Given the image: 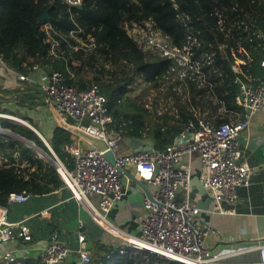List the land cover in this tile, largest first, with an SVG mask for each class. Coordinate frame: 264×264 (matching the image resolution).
I'll return each instance as SVG.
<instances>
[{
  "label": "built area",
  "instance_id": "1",
  "mask_svg": "<svg viewBox=\"0 0 264 264\" xmlns=\"http://www.w3.org/2000/svg\"><path fill=\"white\" fill-rule=\"evenodd\" d=\"M63 1L72 7L80 6L83 0ZM149 23L145 26L134 24L128 31L145 50L158 51L163 57L172 60L173 64L165 75L166 82L160 87L152 84L145 94L139 88V102L144 105L150 117H161L165 113L174 115L177 113L175 100L166 97L169 83L174 84L178 79L197 81L199 87L206 91L197 96V103L191 107V117L174 142L164 149L138 148L126 153L120 144L121 130L113 127L114 119L107 105V97L100 92L97 84L80 90L67 84L68 78L61 70L49 72L40 68L42 73L38 83L46 103L65 121L104 140L107 150H111L115 156L113 164L106 158L104 150L95 146L84 150L76 143H68L64 146V151L72 158L73 167L70 168L55 155L58 170L63 181L74 189L75 197L86 203L90 214L112 232L116 227L108 215L115 202L125 195L124 171L131 167L138 180L154 188L152 199L148 196L145 199L144 206L148 214L142 222L140 236L124 233L123 240L115 249L120 255L128 256L131 264H210L215 257L206 245L210 229L200 221L202 209L190 195L193 158H199V179L202 187L215 201L214 209L220 213L231 212L232 210L222 207V201L236 203L239 200L238 187L248 185L253 174V169L241 161L242 151L238 137L249 127L252 115L264 110V76L254 82L253 77L240 68L246 61L238 59L236 53L232 52L235 58L232 70L236 73L233 84L237 87L234 102L241 111L232 110L228 108L225 99L219 96L215 82L209 79L204 69L205 63L211 65V70L217 71L212 54L204 53L195 58V41L191 37H188L182 48H178L170 38L155 28L158 38L155 43L148 41L150 27L153 28L152 24L149 27ZM42 31L46 35V42L50 43L49 55L61 58L65 48L69 49L76 67L75 51L91 53L100 46L94 28L88 32L79 26L64 34L49 20H45ZM142 38L144 39L141 41ZM239 52L246 53L244 49ZM99 57L101 60L102 56ZM0 61L3 62L2 56ZM260 65L264 68V56ZM106 67L109 68L110 65L106 64ZM37 68L39 67L35 65L32 69ZM99 69L100 65L96 64L91 77ZM69 73L72 77L73 72ZM17 76L20 81L35 82L32 74L19 72ZM176 88L179 91L181 89ZM186 97H181L183 102ZM0 116L10 118L1 113ZM122 125L127 124L124 122ZM37 195L27 190L13 192L5 204L0 203V259L4 264H25L12 252L2 251L4 245L17 239L25 242L33 239L24 221L9 220L7 204L26 202ZM92 196L98 198L97 205L92 202ZM41 214L48 215V209L42 210ZM83 227L84 223L80 219L77 236L81 246L76 251L79 259L73 264L92 262L90 253L84 247L86 235L82 231ZM257 248L264 263V243H259ZM71 251L55 234L40 253L39 262L62 264ZM106 257L113 260L111 253H106Z\"/></svg>",
  "mask_w": 264,
  "mask_h": 264
},
{
  "label": "trees",
  "instance_id": "2",
  "mask_svg": "<svg viewBox=\"0 0 264 264\" xmlns=\"http://www.w3.org/2000/svg\"><path fill=\"white\" fill-rule=\"evenodd\" d=\"M44 11L49 12L47 20L64 34L79 26L88 32L96 30L100 46L91 53L74 52L88 70L100 65L96 75L89 77L88 70L81 73L80 68L74 66L69 49L65 48L61 58L49 55L50 43L46 42L42 31L43 21L39 20ZM148 22L178 48L191 37L195 41V58L204 53L212 54L217 71L204 63L209 79L215 82V89L228 108L241 111L234 102L237 87L233 84L236 73L232 70L235 61L232 52L246 61L240 65L244 73L251 77L264 76V68L260 65L264 56V0H83L81 7H70L63 0H0V56L19 72L29 73L35 64L49 72L61 70L68 78L67 84L80 90L97 84L107 97L114 119L112 125L121 130V137L143 138L147 134L154 148L161 150L174 142L191 117V107L197 103V96L206 90L190 79L169 83L166 97L174 98L177 113L150 117L139 102V88L145 94L152 84L160 87L173 62L158 51L145 50L130 35L128 30L134 24L145 26ZM241 49L246 53H240ZM176 87H180V91ZM37 89L35 86L33 92L37 93ZM182 96H187L184 102ZM29 97L36 100L39 95L30 94ZM0 100H6L4 93H0ZM4 110L0 113L22 117L17 111ZM124 122L126 126L122 125ZM0 125L34 142L46 153V157H40L22 140L0 134V203L5 204L13 192L27 190L42 195L64 183L61 173L48 158L55 159V154L73 167L72 158L64 151V146L72 143L73 132L56 125L49 141L50 150L28 126L3 116ZM106 253H111L113 260L107 258ZM3 262L0 259V264ZM131 263L128 256L107 249L90 264Z\"/></svg>",
  "mask_w": 264,
  "mask_h": 264
},
{
  "label": "crops",
  "instance_id": "3",
  "mask_svg": "<svg viewBox=\"0 0 264 264\" xmlns=\"http://www.w3.org/2000/svg\"><path fill=\"white\" fill-rule=\"evenodd\" d=\"M35 65L39 68L31 69L29 72L30 75L35 76V82L27 83L18 79L19 70L12 63L5 60L0 61V90H4L0 93H4L6 98V100H0V111L4 109L17 111L22 117L9 116L16 117V119H20L19 121L25 117L29 118L30 112L27 114L29 110H26L28 107L22 110L18 103L30 105V100L33 101V99H30L29 95L38 94V98L46 105L45 107L37 106L40 108L38 119H48V114L51 116V122L43 121V123L52 125L47 133L44 132L47 135V142L52 139L53 131L58 123L54 111L46 103L38 83L42 73L40 68L43 70L45 68L38 64ZM259 78L253 77V81L257 82ZM35 86L38 88L37 93L33 92ZM31 87L33 88L31 89ZM22 122L24 121L22 120ZM145 137L146 139H143ZM145 137L137 138L136 144L132 146L129 144L131 139H134L133 137H121L120 144L123 152H131L138 148H154L152 139L149 136ZM238 140L242 151L241 161L253 169V174L248 185L238 187L239 200L236 203L222 201V207L232 210L231 212L220 213L214 209L215 201L202 187L199 179V158L197 156L193 158V181L190 195L202 209L199 216L200 221L210 229V233L206 237V245L215 256L210 264H264L257 248L259 243H264V110L252 115L249 127L239 135ZM72 143L80 145L84 150L93 146L79 135L73 137ZM39 156L43 157L44 155L40 153ZM49 160L51 161V159ZM53 164L58 170V166ZM127 172L128 175L125 174L123 180L126 189L125 195L115 202L108 215L116 227L114 232L105 228L90 214L87 209L88 205L76 198L74 189L64 181L60 187L49 193L30 197L26 202L7 204L9 220L24 221L28 225L33 239L30 242L17 239L4 245L2 251L12 252L18 260L25 264H40V253L57 234L58 240L68 245L72 250L67 260L62 264H73L79 259V253L76 251L81 246L77 236L80 219L84 223L82 231L86 235L84 247L90 253L93 261L103 256L107 249L115 250L119 242L123 240L124 233L139 237L142 222L148 214L144 206L147 195L131 179L134 176V170L130 167ZM148 188L152 194L154 188L152 186H148ZM91 199L94 205H97L98 198L92 196ZM44 209H48V215L41 214Z\"/></svg>",
  "mask_w": 264,
  "mask_h": 264
},
{
  "label": "water",
  "instance_id": "4",
  "mask_svg": "<svg viewBox=\"0 0 264 264\" xmlns=\"http://www.w3.org/2000/svg\"><path fill=\"white\" fill-rule=\"evenodd\" d=\"M79 7H81V5H80ZM49 18H50L49 12H48V11H44V12L40 15L39 20H40V21H45V20H47V19H49ZM49 106L51 107V105H49ZM51 109H52V111H54L52 107H51ZM54 115H55L56 120H57V123H58V125H59L60 127L64 128V129H68L69 131L75 133L76 135H79L80 137L86 139L88 142H90L93 146L97 147L98 149L106 151V153H105L106 158H107L111 163H113V164L115 163V156H114V153H113L111 150H107V144H106V142H105L104 140L99 139V138H97V137H94V136H92V135L86 133L84 130H82V129L78 128V127L73 126V125L70 124L69 122H67V121H65L64 119H62V118H61V117H60L55 111H54ZM9 119H12V120H14V121H18V122H21V123L24 124V122L19 121V120L15 119V118H11V117H10ZM24 125H25V124H24ZM26 126H28V125H26ZM35 131H36V130H35ZM36 132H37V131H36ZM0 133H3V134L8 135V136H10V137H14V138H16V139L22 140V141L25 142L27 145H29V146L32 145L33 147H36V150H38V151L41 153V155H46V153H45L43 150H41L38 146H36V144H35L34 142L29 141V140H26L25 138H23V137H22L21 135H19V134L13 133V132L8 131V130H5L4 128H2L1 125H0ZM43 140L45 141L44 138H43ZM45 142H46V141H45ZM46 145H47V146L49 147V149L51 150L50 144H48V143L46 142ZM49 159H51V161L57 165V161H56V159L51 158V157H50ZM124 173L128 175V172H127V171H124ZM131 176H132V175H131ZM131 179H132L133 181H135V182H136V183H137V184H138V185H139V186H140V187L146 192V195H147L150 199H152V195L150 194V192H149V188H148V186H147L146 183H144V182L138 180V179H137L136 177H134V176H132Z\"/></svg>",
  "mask_w": 264,
  "mask_h": 264
},
{
  "label": "rangeland",
  "instance_id": "5",
  "mask_svg": "<svg viewBox=\"0 0 264 264\" xmlns=\"http://www.w3.org/2000/svg\"><path fill=\"white\" fill-rule=\"evenodd\" d=\"M50 2H52L53 0H49ZM150 25H151V23H149V27H150ZM150 29H151V32L149 33V35L148 36H150L149 37V39H148V41H152L153 43H155L154 41L158 38V31H156L154 28H151L150 27ZM144 38H142L141 39V41L143 40ZM81 58L80 59H77V67H79L80 68V72L81 73H84V72H86L87 70H88V66H84L82 63H81ZM91 73H92V69L91 70H88L87 72H86V74L87 75H89L90 77H91ZM24 102H26V100H24V99H22ZM30 100V99H29ZM20 106H21V109L22 110H24L26 107H28V108H26V110H29L28 112H27V114L30 112V115H29V118L28 119H22L23 121H24V124L25 125H28V127H30L31 129H34V130H36L37 132H38V134H39V136L43 139H45V141L47 140V135L44 133V132H46L47 133V131L49 130V128L52 126V125H50L49 123H43V121H49V122H51V116H50V114H48V119H43V118H39L38 119V115H39V113H38V110L40 109V108H38L37 106L38 105H42V106H46L45 105V103L44 102H42L39 98H38V100H30V105H21L20 103H18ZM43 107V108H44ZM47 108V107H46ZM45 109V108H44ZM48 113H49V111H48ZM1 114H3V113H1ZM4 116H5V114H4ZM9 116V115H8ZM12 117V116H11ZM16 119V118H15ZM34 122V123H33ZM36 123V124H35ZM7 130H9V129H7ZM1 135H4V136H7V135H5V134H3V133H0ZM76 135V134H75ZM143 139H146V137L145 138H143ZM137 138H134V139H131V143L129 144L130 146H132V145H134V144H136V142H137ZM44 141V140H43ZM44 141V142H45ZM46 143V142H45ZM47 143L49 144V141H47ZM143 145H145V144H143ZM29 146V145H28ZM29 147H31V148H33V150H35V152L36 153H38V154H40L39 153V151L38 150H36V147H33L32 145L31 146H29ZM44 157H46V156H44ZM1 161H2V158H0V163H1Z\"/></svg>",
  "mask_w": 264,
  "mask_h": 264
},
{
  "label": "bare ground",
  "instance_id": "6",
  "mask_svg": "<svg viewBox=\"0 0 264 264\" xmlns=\"http://www.w3.org/2000/svg\"><path fill=\"white\" fill-rule=\"evenodd\" d=\"M11 118H16V117H13V116H12ZM17 119H18V118H17ZM18 120H20V119H18ZM21 121H22V120H21Z\"/></svg>",
  "mask_w": 264,
  "mask_h": 264
},
{
  "label": "clouds",
  "instance_id": "7",
  "mask_svg": "<svg viewBox=\"0 0 264 264\" xmlns=\"http://www.w3.org/2000/svg\"><path fill=\"white\" fill-rule=\"evenodd\" d=\"M34 130V129H33ZM56 159V158H55Z\"/></svg>",
  "mask_w": 264,
  "mask_h": 264
}]
</instances>
